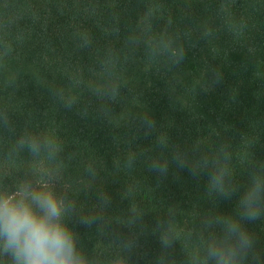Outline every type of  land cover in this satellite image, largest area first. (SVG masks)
Listing matches in <instances>:
<instances>
[{"label":"trees","instance_id":"1","mask_svg":"<svg viewBox=\"0 0 264 264\" xmlns=\"http://www.w3.org/2000/svg\"><path fill=\"white\" fill-rule=\"evenodd\" d=\"M213 70L222 79L205 91ZM8 124L57 139L68 180L91 164L95 179L79 202L94 211L102 189L111 204L95 226L75 213L69 223L102 264L119 253L133 207L149 230L128 264L159 254L155 218L170 220L178 234L171 254L182 260L209 209L206 178L175 168L158 176L147 162L164 151L165 136L229 144L238 173L251 152L264 159V0H0V176L18 178L35 162L7 157ZM252 227L264 244V222Z\"/></svg>","mask_w":264,"mask_h":264},{"label":"clouds","instance_id":"2","mask_svg":"<svg viewBox=\"0 0 264 264\" xmlns=\"http://www.w3.org/2000/svg\"><path fill=\"white\" fill-rule=\"evenodd\" d=\"M171 56L179 62L184 49L175 48ZM221 79L222 74L213 70L204 90H212ZM144 122L153 127L148 115ZM6 126L10 137L7 157L24 156L35 163L18 178L8 172L0 176V264H102L99 254L85 249L69 223L75 213L80 224L95 226L111 204L110 194L98 189L95 210L82 208L79 194L95 179L91 164L80 171L81 179L68 180V159L57 139L27 130L17 133L10 124ZM159 143L164 151L147 162L149 171L166 176L170 168L187 169L195 178L205 177L209 209L188 234L194 246L185 250L179 261L171 254L178 234L169 219L155 218L150 231L158 239L160 252L150 264H264V244L252 227L264 222V159L251 152L238 173L227 143L209 149L195 140L190 145L171 144L166 136ZM234 197L230 211L219 208L221 200ZM144 217L141 210L129 209L122 223L128 233L119 237L120 251L107 264L132 260L140 238L149 230Z\"/></svg>","mask_w":264,"mask_h":264}]
</instances>
